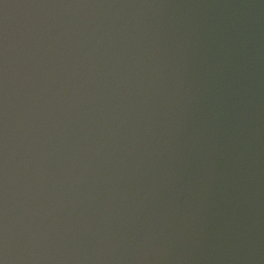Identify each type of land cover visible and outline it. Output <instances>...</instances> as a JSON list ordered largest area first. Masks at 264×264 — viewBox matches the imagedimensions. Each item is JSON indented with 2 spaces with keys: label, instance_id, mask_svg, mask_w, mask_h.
Here are the masks:
<instances>
[{
  "label": "water",
  "instance_id": "1",
  "mask_svg": "<svg viewBox=\"0 0 264 264\" xmlns=\"http://www.w3.org/2000/svg\"><path fill=\"white\" fill-rule=\"evenodd\" d=\"M87 1L92 2L93 0H67V2H65V0H19V2H17V0H0V32L3 31L5 33L7 31L8 34L10 31L9 25L12 24L13 22V19L11 18V14H9L8 12L10 5L12 6L13 16H18L19 14H21V16H25V14L27 15L41 14V12H43V10L45 9H48L47 13L50 12L48 17L41 19L43 21L42 28L32 23L30 29V32L33 36L35 35L37 36V30L39 28L43 30L44 32V35L42 36L43 40H41L40 42H36L35 44H42L41 48H43V51H46V53L42 54L41 52H38L37 56H35V54L34 55H31L29 53L26 54L23 49L15 47L17 48V50H20L22 54L25 56L24 58L21 57V59H18V62L19 60H21L19 64L24 66V64L27 63V60H29L28 63L34 65L36 62L37 70H39V72H37L39 77H42L45 80H50V79L54 80L57 78L56 74L54 75L55 68H57V71H59V69L63 70V66L59 65L57 67L56 65H54L50 61L49 52L53 50H58L59 48L63 49V47H65L67 43H74V42H67L66 40H63L62 43L57 48L53 49L54 43L58 41L59 35L57 31L53 30L52 25L49 22L51 21L53 16L57 17L59 15L57 12H61V13L64 12V14H66L68 17L71 16V18H69L70 22L74 24L76 27L85 24V26H82L81 28V34L83 35L84 34L83 30H85L86 32L85 38L90 47H97V44H99V42H103V44H101L102 47L108 46L118 50L119 53L124 52L123 47L119 46L118 43L114 42L115 39H113V36H107V32H111V34L115 36L119 34L118 38L121 39L124 43H130L129 40H131V38H133L131 42L133 41L134 45L138 44L139 46H142L145 43H147L149 50L154 51L155 59L157 61L156 60L149 61L145 65V67L147 68L149 64H151V67L150 69L147 70L146 68H143L144 66L143 65L142 68L140 69L141 75L145 76L146 81H148L151 84V86L154 87V89L159 91H161L160 88L161 82L165 84V81L169 80L168 83L171 84L172 87L174 88L176 87V89L179 90V94L181 98L180 101L184 102L189 108V109L186 108L178 109V111L181 110L179 115L183 114V116H192V119L196 122L194 114H196V110L201 109V103L206 102V99L202 97L197 98V94L200 95V93L203 91H208V93H213L215 88H212L214 87V85L212 84L215 83L216 81L215 76H217V79L220 81L221 78L219 76L221 75V72L219 71L221 70V68H223V70L221 71H228V70H226L225 66H222L223 64H221L220 62L218 65H213L212 67V70H214L212 71V73L215 75L209 76L203 73L202 70L195 69L191 65V62L187 63L186 60L190 58L192 55H195L197 53V50L203 51L204 48L211 47L210 52H212L215 47H222L221 42H223V46L225 47L224 42H226V37H227L226 34L230 31L231 27L225 26L223 24L218 25L217 22L214 23L213 17L215 19H219V18H223V20L227 19L228 21H233L232 19L233 17H231V15L229 14H227V16H222L220 15V13L217 14L216 11H213L215 12V14H213V12H211V10L207 8L208 2L206 1L203 2V0L178 1L177 8L179 9V16H181V18H189L193 20L196 23V26L199 29H201L202 32L210 34L211 36V39L208 41H206L205 39H200L198 41H189L191 42L192 44L191 45L189 44V42L183 41L181 39L180 40L172 39L170 41H167L165 38L166 33L163 32V30L167 29L169 32L173 30V32L171 33L177 32V30H175L173 26L170 27L169 25H167L165 26V28H163L162 26L161 27L156 26L155 24H153L151 20H141L139 18L140 17L139 13L142 12V10H140L139 7H136L135 8L136 11H135L133 10V8L130 7V5L127 6L128 4L127 2L114 3L112 2L113 0H106V2L104 0H95L96 2L89 4V2ZM154 1H156V3L159 4L158 0H147L148 5L152 7ZM61 2H63V6H61ZM168 2H173V0H168ZM201 2L203 3L201 4ZM43 4H45V6H43ZM199 4H201V6H199ZM179 6H181V8H179ZM185 6H187V8H185ZM197 6H199V8H197ZM31 8H33V10H31ZM37 8H39V10H37ZM51 8H53V10H51ZM203 8H205V10H203ZM129 10H131V12H129ZM193 10H195V12H193ZM189 12H191V14H189ZM19 17H16V19ZM5 18H7V20H5ZM97 18H99V20H97ZM125 18H127V20H125ZM197 18H199V20H197ZM3 20H5L6 22H3ZM123 20H125V22H123ZM87 22H89V24H87ZM135 22H137V24H135ZM135 28H137V30H135ZM77 34H79V32H77ZM141 34H143V36H141ZM203 35L205 36V34ZM11 36H12L13 44L15 46L20 47V44H17V42H19L17 38L20 39L21 37L19 31L17 30V33L11 32ZM3 38H4V34L1 32L0 44H2L1 48L2 50H4V52L0 50V72L1 70H4L8 75L17 74L18 70H15V68H18V66H15V62L12 61L11 58H13V56H11L10 58V56L6 55V54L10 55L11 52L9 51V47L7 44H5L6 41L3 40ZM55 38H57V40H55ZM43 42H45V44H43ZM179 42H181V44H179ZM151 46H153V48H151ZM175 46H177V48H175ZM155 48H157V50H155ZM167 48H169V50H167ZM175 52H177V54H175ZM167 53H170L171 55ZM120 55L121 54H118L117 56L113 55V57L116 61H119L122 60ZM95 57H97L99 60L97 62V66L99 68L101 67L103 69H107L110 71L111 74H113L115 85H113L114 84L113 82L109 84L110 79H105L101 81L103 90H105L106 93L112 94L115 91L113 89V86L119 85V82H121L119 78L123 75L124 72L121 74L119 65H117V67L112 66L106 58H104L103 62H101V59L97 54H95ZM159 60H161V62H159ZM172 60L175 61L176 65ZM47 61H50L52 64ZM9 62H11V64H9ZM181 62H183V64H181L183 66L179 64ZM41 64H45V66H41ZM119 64H123V62ZM169 64H171V66H169ZM104 65H106L107 67H104ZM135 65L140 66V63ZM194 65L198 69H200L198 64L195 63ZM179 68H181V71L179 70ZM13 70H15V72H13ZM177 70H179V72L175 73V71ZM182 72H184V74L187 73L188 77L184 76L185 78L176 82L175 79H179L180 77L178 73L182 74ZM199 72H201V74ZM149 74H151V76H149ZM173 74H175V76H173ZM30 75L31 78H29V81L34 83L39 80V78H37L33 74ZM0 76H2V74H0ZM185 79L192 81L185 82L184 81ZM9 81H12V79ZM195 81H197V83ZM207 82H209V84H207ZM61 83L59 82L57 87H53L51 86L50 83L47 84L43 81H38L37 84H35V87L39 89L38 95H46L50 98V100L52 99L50 103V108L55 114H58L59 116H66V113L71 112L72 114L73 112L88 107V103L86 101L83 102L84 100L83 92L73 89L71 92L66 93V91H64L63 86L60 85ZM195 84H199V86L203 84V86H201L202 88L200 90L195 91L194 90L195 88L199 89L198 88L199 86H195ZM165 86L167 88L169 87L167 84H165ZM109 88H111V90H109ZM191 88H193V90H191ZM203 88H207V89L210 88V90H203ZM49 91H51L52 93ZM75 92H77V94H75ZM137 93H140V91ZM73 96H75V98H73ZM105 96H107V94H105ZM43 98L44 97H40V99ZM177 98H175L176 100L172 99L173 108L177 106V104H179V107L181 105L179 99ZM105 99L106 101H110L112 103L115 102V99H110V98H105ZM44 100L46 101L45 98ZM196 102L197 104H195ZM22 104L32 105L31 101L26 97L22 99L19 98V105ZM194 104L195 106H193ZM211 106L212 105L207 104L205 111L210 114L211 118H213L215 114L210 110ZM75 108H77V110H75ZM187 112H189V114H187ZM27 116L30 117L32 123L38 122L39 125L44 124L43 120H38L39 119L38 115L34 111L30 112V114H27ZM29 117L24 116L21 118V121L28 120ZM33 118H35V120H33ZM234 126L238 130H241L240 125L233 121L230 124V127H234ZM0 141H1V134H0ZM198 141L202 143L201 134L198 135ZM244 141H245L244 139H240L239 142H241V144H239V142L233 144L235 148L232 147L233 150H231L230 152L231 154H227V155L239 156L241 155L240 154L241 149H244L242 156L245 155L247 156L245 150H248L250 153H252L248 155L251 158L249 160L251 164H249L250 166L248 169V174L257 177L259 176L258 178L261 177L258 183V189L261 191L264 189V182H263L264 155L261 156V158H259L258 155L255 156V154H258L256 151L257 148L255 146H250V145L246 146L245 144H243ZM229 142H231V140H229ZM25 144H27V140H25ZM19 149L20 151H18V154H14L13 152L7 153L0 146V193H1L0 199H2V201L5 200L4 205L7 208L10 207V205L6 198L9 199L10 197L12 198L13 196H9V194H11L12 189L10 188L9 184L6 183L5 180H7L8 177L10 176L16 175L17 172L15 168L18 167L19 164H21V162L23 163L25 162L22 156L23 148H19ZM157 149L159 150V148ZM263 152L264 151L261 150V153ZM224 154H226V150H222V151L219 150L214 155L207 153L206 157H199L195 159L197 161L195 162L196 163L195 166L199 168H201V166L204 167L206 158H209L211 160V158L215 157L217 159L223 157ZM17 155H19V157ZM9 156H11V158H9ZM13 158H15L17 162H13ZM211 161L214 162L215 160H211ZM18 162L19 164H17ZM133 163L131 162V164ZM253 164H255V166H253ZM259 164H261V166H259ZM22 165L23 164H21V166ZM195 166L191 168V170H193ZM257 166H259V168H257ZM255 168H257V172H253ZM203 169L204 168H202V170ZM152 170L155 171V167L152 168ZM259 170H261V172H259ZM175 172L176 173L174 174L172 173L173 176L172 174L170 175L172 177L167 182V184H165L168 186L165 189L162 186L153 185L152 182H150V186H147L146 184L142 185L141 183L139 186L138 183L132 181L128 185L130 186L131 190H125L129 192L130 198H127V201L129 202V200H131V202H129L131 208L136 213L139 214V216L144 220V222L147 225V229H148L147 234L149 236V239H147V242H145V244L151 246L153 242L158 243L160 247L168 255L170 264H176L175 261L177 260L176 257L181 261V263L189 262L190 253L184 252L183 248H181L184 242H180L178 246L174 245L173 241L169 242L168 236L170 230L169 232L163 230L167 228V226L164 225L167 222V219L165 218L163 219L162 222L163 224L159 222V217H164L165 214V213H162V215L159 214V212L165 211L163 206L164 202L160 201V199L158 198L157 199L155 198L153 200L151 196H153L152 192L156 193V191L162 192L163 194L166 195L173 194L172 191L174 189H176L177 191L179 190L181 191L180 185H183V183L184 184L189 183L190 176L186 170H181L178 172L176 170ZM239 172L238 173L241 174V172H244V170H242L240 167ZM253 173H255L256 175ZM7 174H9V176H7ZM149 174H151V172H149ZM161 174L163 176L162 172ZM241 175L245 177L244 173ZM185 180H187V182H185ZM131 184H133V186H131ZM150 189L152 192H150ZM145 194H147V196H145ZM176 198L177 195L175 194L171 196V200L172 201L175 200V203H178ZM183 203L185 204V206L183 207H186L187 203L185 201ZM141 204H143V206H141ZM169 205L173 206L175 204L172 205L171 203H169ZM151 206H153V210H151ZM139 210H141V212H139ZM6 223L8 224L9 228H12L14 225L12 220L10 222L6 221ZM155 224H159L160 226L157 227ZM66 225L69 226V224ZM262 227H264V224L262 225ZM27 229L29 230V234H27L28 231H26V233L23 235L30 237V239L28 238L26 245H30V242L32 244L33 242H35L36 244V241L33 239V236L35 234H37L36 236L37 239H40L41 237L42 238L46 237L45 235L40 234L35 227H29ZM260 231H262L263 233ZM31 232H33V234H31ZM257 232L260 233L255 235L253 234L252 237L247 236L246 238L237 241V244H235V242L231 243L230 240H228L229 239L228 236H226L227 239L215 238L214 241H216V243L219 242V240H221V242H219L220 246L222 250L226 252V253L223 252L220 255L217 251L216 254L217 255L219 254V256L222 255L225 256L226 257L225 259H227V261L230 259L233 264H264V254H263L264 230L259 226V230H257ZM153 234H155V240H153ZM255 236H257V238H259L261 242H259V240L254 241L253 239H255ZM247 238H249V240H247ZM233 244L235 245L233 246ZM163 246H165V248H163ZM171 246H173V248H171ZM255 246L257 248H255ZM249 248H251V252H249ZM261 248H263V250H261ZM259 250H261V252H259ZM179 252H181V254H179ZM237 252H239V254H237ZM229 254H231V256H229ZM235 254H237V256H235ZM249 256H251V258H249ZM225 259L223 262L227 264V261ZM237 260H239V262H237ZM249 260H251V262H249Z\"/></svg>",
  "mask_w": 264,
  "mask_h": 264
}]
</instances>
